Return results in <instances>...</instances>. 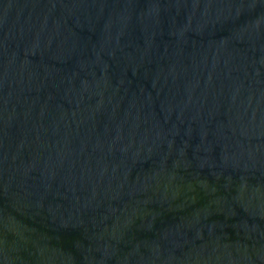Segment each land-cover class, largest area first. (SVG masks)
<instances>
[{"label":"water","instance_id":"water-1","mask_svg":"<svg viewBox=\"0 0 264 264\" xmlns=\"http://www.w3.org/2000/svg\"><path fill=\"white\" fill-rule=\"evenodd\" d=\"M0 264H264V0H0Z\"/></svg>","mask_w":264,"mask_h":264}]
</instances>
